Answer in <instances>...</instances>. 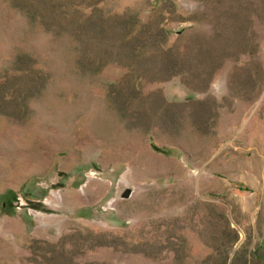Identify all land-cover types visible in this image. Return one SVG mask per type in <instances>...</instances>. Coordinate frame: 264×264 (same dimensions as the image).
I'll return each instance as SVG.
<instances>
[{"label": "rangeland", "instance_id": "obj_1", "mask_svg": "<svg viewBox=\"0 0 264 264\" xmlns=\"http://www.w3.org/2000/svg\"><path fill=\"white\" fill-rule=\"evenodd\" d=\"M0 264H264V0H0Z\"/></svg>", "mask_w": 264, "mask_h": 264}, {"label": "water", "instance_id": "obj_2", "mask_svg": "<svg viewBox=\"0 0 264 264\" xmlns=\"http://www.w3.org/2000/svg\"><path fill=\"white\" fill-rule=\"evenodd\" d=\"M129 194H130V190H126V191L124 192V194H123V197L126 198V197L129 196Z\"/></svg>", "mask_w": 264, "mask_h": 264}]
</instances>
